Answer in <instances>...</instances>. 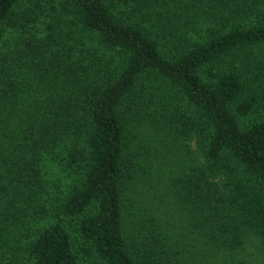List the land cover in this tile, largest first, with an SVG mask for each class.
<instances>
[{"label": "trees", "instance_id": "16d2710c", "mask_svg": "<svg viewBox=\"0 0 264 264\" xmlns=\"http://www.w3.org/2000/svg\"><path fill=\"white\" fill-rule=\"evenodd\" d=\"M262 2L0 0V264H264Z\"/></svg>", "mask_w": 264, "mask_h": 264}, {"label": "rangeland", "instance_id": "374dc122", "mask_svg": "<svg viewBox=\"0 0 264 264\" xmlns=\"http://www.w3.org/2000/svg\"><path fill=\"white\" fill-rule=\"evenodd\" d=\"M256 1V9H258V7H261V6H263V0H255ZM120 7H122V6H120ZM255 13H256V11H255ZM246 19H247V22L248 23H252V22H254L255 21V15H251V13H249V12H247V15H246ZM204 27V26H203ZM205 28V27H204ZM204 28H200L199 30V32H200V34L202 33V30L204 29ZM196 34H199L198 32H193V35H194V37H196ZM45 163H46V165L49 167V174L50 173H52V172H54V175H55V178H61V181H59V185L61 186V185H63L62 186V189H66L68 186V183H70V179H68L66 176H65V173L64 172H62L61 170L59 171V170H56V168H57V166H55V165H53V163H51L50 162V160H46L45 161ZM51 169V170H50ZM53 175V176H54ZM57 182H58V180H57Z\"/></svg>", "mask_w": 264, "mask_h": 264}]
</instances>
